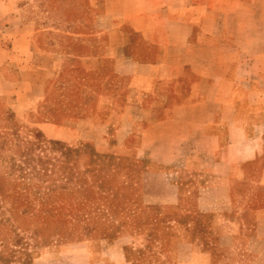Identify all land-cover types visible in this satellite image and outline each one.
Masks as SVG:
<instances>
[{"label": "crops", "instance_id": "obj_1", "mask_svg": "<svg viewBox=\"0 0 264 264\" xmlns=\"http://www.w3.org/2000/svg\"><path fill=\"white\" fill-rule=\"evenodd\" d=\"M93 9L102 27L84 37L103 43L84 74L106 86L103 108L37 127L131 159L142 166L131 184L144 207L209 216L218 250L264 264V0H96ZM0 28V104L37 120L55 55L23 0H0Z\"/></svg>", "mask_w": 264, "mask_h": 264}, {"label": "rangeland", "instance_id": "obj_2", "mask_svg": "<svg viewBox=\"0 0 264 264\" xmlns=\"http://www.w3.org/2000/svg\"><path fill=\"white\" fill-rule=\"evenodd\" d=\"M94 2L23 0L42 45L55 55L57 74L37 120L17 119L0 104V264H236V250L216 247L209 216L142 205L139 189L125 182L142 166L120 161L112 149L69 146L37 127L65 123L68 111L82 118L87 107L103 108L106 86L84 74V59L103 43L84 37L102 27ZM38 134L44 147L31 145ZM52 142L71 151L67 163Z\"/></svg>", "mask_w": 264, "mask_h": 264}, {"label": "trees", "instance_id": "obj_3", "mask_svg": "<svg viewBox=\"0 0 264 264\" xmlns=\"http://www.w3.org/2000/svg\"><path fill=\"white\" fill-rule=\"evenodd\" d=\"M36 139L38 140V142H34V143H32L31 145H32V147H44L45 145V143H46V141L44 140V138L41 136V135H36ZM50 146H51V149H54V151H58V152H61V157L60 158H65V160H66V158H68L69 156H70V154H71V151L68 149V148H66L65 147V149H64V151H62V150H59V149H63L64 148V146L63 145H61L60 143H55V142H52V143H50ZM52 146H53V148H52ZM32 147H30V149H32ZM28 151H32V150H28ZM31 161H33V160H31V159H26L25 160V164L26 165H29L30 164V162ZM121 161V160H120ZM40 162H41V160H40ZM66 163H67V160H66ZM66 163H64L63 164V166H61V168H62V170H63V173H66L65 172V164ZM125 179H126V185H130V186H132V184H131V177L129 178V176L128 175H126V177H125ZM194 227V226H193ZM196 227V226H195Z\"/></svg>", "mask_w": 264, "mask_h": 264}, {"label": "built area", "instance_id": "obj_4", "mask_svg": "<svg viewBox=\"0 0 264 264\" xmlns=\"http://www.w3.org/2000/svg\"><path fill=\"white\" fill-rule=\"evenodd\" d=\"M3 35H4V32H3V30L0 28V43L2 42V37H3Z\"/></svg>", "mask_w": 264, "mask_h": 264}]
</instances>
